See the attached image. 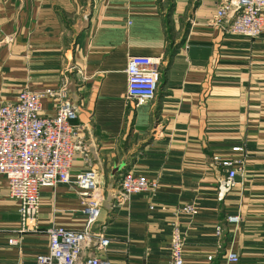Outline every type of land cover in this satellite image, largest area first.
Returning <instances> with one entry per match:
<instances>
[{"label": "crops", "instance_id": "1", "mask_svg": "<svg viewBox=\"0 0 264 264\" xmlns=\"http://www.w3.org/2000/svg\"><path fill=\"white\" fill-rule=\"evenodd\" d=\"M220 1L171 0L177 34L169 38L165 0H0V105L24 88L70 81L88 146L71 173L99 170L106 194L92 232L110 237L101 253L112 264H170L173 212L188 202L198 212L180 217L185 264H264V30L256 38L228 32L216 18ZM134 54L163 59L157 95L146 104L127 94ZM55 112L44 99L43 113ZM236 146L245 149L242 170L220 199L212 158L242 157ZM128 170L157 178L159 188L112 207L115 180ZM19 221L0 174V264H41L49 226H84L82 198L67 183L43 187L39 230L11 245Z\"/></svg>", "mask_w": 264, "mask_h": 264}, {"label": "built area", "instance_id": "2", "mask_svg": "<svg viewBox=\"0 0 264 264\" xmlns=\"http://www.w3.org/2000/svg\"><path fill=\"white\" fill-rule=\"evenodd\" d=\"M217 21L226 23L227 31L245 37L255 38L264 30V0H221L216 10ZM162 57L146 54L130 55L127 65V94L136 104L152 101L159 88L162 75ZM70 81L64 77L58 87L44 90L22 89L15 100L0 105V174L5 175L8 194L18 203L20 221L15 235L9 238L11 245L20 246L23 233L38 231V215L41 207V189L67 183L78 190L82 198V212L85 217L82 228L51 225L46 229L49 237L48 249L37 255L41 264H112L102 255L111 239L103 231L92 232L98 221L101 206L105 201L104 188L96 167L72 175L71 169L78 152H88L83 141L85 125L75 122L79 106L73 100L69 89ZM54 103L55 114L43 113V101ZM234 151L244 152L236 146ZM242 157L213 155L212 165L220 169L218 196L223 199L233 189L236 177L242 170ZM159 188L157 178L150 179L133 171L122 174L119 187L113 193L112 207L129 204L135 193L148 192L155 195ZM198 212L194 202H188L174 209L171 232L170 264H185V234L180 227L182 215L194 216ZM240 215H228L227 221L240 222ZM222 226L217 227L221 233ZM91 249L85 254L87 249ZM86 255V256H85ZM227 260L237 263V252L228 251ZM208 256V262L214 260Z\"/></svg>", "mask_w": 264, "mask_h": 264}, {"label": "rangeland", "instance_id": "3", "mask_svg": "<svg viewBox=\"0 0 264 264\" xmlns=\"http://www.w3.org/2000/svg\"><path fill=\"white\" fill-rule=\"evenodd\" d=\"M163 5H164V8L167 11V15H168V20H167V27H168V32H169L168 36H169V38H173L177 34L176 32H173V27H174V26H172L173 20L170 17L171 12L173 10V3H171V0H165V2H163ZM114 184H116V189H117L119 187L120 180H115Z\"/></svg>", "mask_w": 264, "mask_h": 264}]
</instances>
